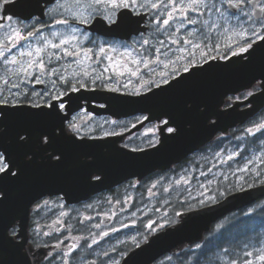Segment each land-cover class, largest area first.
Returning <instances> with one entry per match:
<instances>
[{
  "label": "snow or ice",
  "instance_id": "1",
  "mask_svg": "<svg viewBox=\"0 0 264 264\" xmlns=\"http://www.w3.org/2000/svg\"><path fill=\"white\" fill-rule=\"evenodd\" d=\"M249 7L250 11H245ZM5 12H12L13 15L4 16ZM34 13H41L47 19L34 16ZM190 13L199 15L192 18ZM205 13L209 14V19L212 13H216L219 20L209 24V20L200 19ZM233 18L237 22L236 26L225 27ZM4 19L8 21V25L3 36H0V121H6L14 115H26L41 119L51 118L57 122L51 130L45 129L38 133L36 151L26 152L23 160L17 158L10 146L11 141L0 143V180L7 181L22 179L28 164L34 158L50 159L51 162L60 164L63 152L49 147L57 141L64 140L73 145L104 144L106 137L122 135L115 128L111 131L104 128V125L117 126L118 121L94 123L92 113L84 108L82 102L87 103L98 98V89L113 93L100 97L107 101L108 106H113L114 101L133 97V100H146L177 88L211 69L248 68L255 63L259 53H264V0H0V29L5 28L2 23ZM219 21H223V24ZM186 24L200 25L199 29L192 28L187 31L188 37L194 38L199 32L206 41L209 39L207 33L216 29L223 31L226 42L222 45L218 42L177 39V33L184 30ZM57 25L64 26V29L56 30L54 26ZM89 29L101 33L103 39H93ZM161 33L167 41L178 47L173 50L166 40H155L154 37ZM116 36L127 39L117 42L113 39ZM34 37H39L38 42L35 45L31 42L26 45L25 42ZM85 41L91 47H85ZM181 44L187 47L179 46ZM118 48L123 51H118ZM153 49L157 66L160 67L159 72L155 68H149L151 60L147 57L137 58L133 55ZM169 53L172 54L171 57ZM97 54L100 56V63L92 67ZM161 56L166 59L161 60ZM65 57L73 59L60 65L58 62ZM215 60L227 63H209ZM103 61L107 63L103 64ZM141 63L148 69L147 74L141 73ZM108 73L111 74L107 75ZM124 78H127L126 82H122ZM258 78L260 83L255 84ZM248 82L253 87L264 90V70L249 76ZM37 85L42 87H35ZM85 92L90 95L86 96ZM253 95V92H247V96ZM105 106L98 105L100 108ZM191 108L192 104L188 103L186 110ZM141 111L150 114L137 117V122L147 121L151 124L146 133L149 136L146 143L153 150H159L157 146L163 148L166 141L175 140L184 130L186 122L170 110L142 108ZM199 111L205 113L207 107L201 105ZM211 115L213 113L205 116V123L214 124L209 119ZM3 131L4 127L0 126V132ZM97 131L100 135L95 134ZM246 132L253 136L257 132L264 135V122L253 125ZM35 135L31 128H22L15 142L20 146L31 145ZM123 148H128V145H123ZM118 150L123 155H128L127 152ZM130 151L143 153L144 149L132 148ZM235 155L238 153H232L227 159L231 160ZM257 159L264 165L262 154L249 159L237 171L252 173L260 178L259 183L264 184V172L249 167ZM86 161L92 165L87 180L90 183H102L105 179L104 170L95 166L93 156H87ZM227 179L225 175L224 180ZM237 181V185L229 184L226 188L217 184L213 189L210 187L213 183L211 180L207 182V186L200 185L203 191L198 193L199 198L192 197L189 193L187 198L180 200L179 209L174 210L171 217L165 211L156 219L149 218L147 223L141 222V228L135 234L118 240L116 247L96 253L102 258L100 264H131L132 259L144 252L151 241L159 239L161 233L167 234L169 229L182 228L188 213L194 214L198 209L216 203L234 188L243 190L242 184L247 183L245 177L237 176ZM181 182L189 183L183 176L174 183L179 185ZM138 183L139 181H135L132 186ZM51 191V188L38 190L29 200L26 214L5 225V246L20 254V259L15 264H72L73 254L81 247L92 249L93 245L99 243L100 237H107L109 232L118 231L110 228L98 234L90 232L91 243L84 236L70 237L74 242L68 245L63 240H58L55 247L60 248L59 253L53 255L48 252L41 255L38 249L42 245L35 243V240L31 243L28 240V206ZM55 191L60 193L57 200H63V196L69 194L63 188H56ZM164 191L167 192L168 188ZM6 198V190H0V202ZM48 203L47 199L43 200L44 205ZM164 203L168 204V200ZM40 207L41 204L35 205V209ZM135 215L133 212L132 216ZM131 223L136 224V220L133 219ZM93 227L99 229L101 226L95 224ZM121 227L128 225L122 224ZM56 231L59 232L60 229L56 228ZM33 232H39L38 225ZM80 241H84V244L81 245ZM120 245L125 247L121 248ZM200 247V244L196 245L197 249ZM224 255H230L228 249L224 250ZM244 256L246 258L242 260L229 259L227 264H264V245L255 251L245 252ZM0 261L9 264L3 252H0ZM81 264L85 262L82 260ZM87 264L96 262L90 261ZM193 264H198V259Z\"/></svg>",
  "mask_w": 264,
  "mask_h": 264
},
{
  "label": "water",
  "instance_id": "2",
  "mask_svg": "<svg viewBox=\"0 0 264 264\" xmlns=\"http://www.w3.org/2000/svg\"><path fill=\"white\" fill-rule=\"evenodd\" d=\"M209 63L224 65L227 62L215 60ZM261 70H264V53H259L255 63L248 68L211 69L177 88L146 100H133V97V99L114 101L113 106H108L107 101L100 97L113 95V93L105 94L103 91H97L98 98L84 105L94 113H109L121 117L137 112L148 113L141 111L142 108L154 110L163 108L174 112L186 122L184 130L175 140L166 141L163 148L157 146L159 150H153L146 147L143 148V153L131 152L132 148L125 149L118 145V137L105 138L104 144L73 145L60 140L50 145L49 147L54 150L63 152L60 164L53 163L50 159L34 158L28 164L22 179L0 180V190H6L7 197L6 200L0 202V252L6 254L11 250L5 246V225L26 214L29 200L38 190L51 188L50 194H58L55 189L63 188L69 193L63 196L68 202L86 199L92 193L116 185L129 177H142L157 168L166 169L205 144L218 131H227L244 122L264 105V90L259 89L254 92L253 96L236 101L226 108L221 109L220 105L226 95L249 87L251 85L248 82L249 76ZM85 95H90V93L85 92ZM93 102H104L106 106L100 108ZM188 103L192 104L191 110H186ZM243 104H249V106L243 107ZM201 105L207 107L205 113L199 111ZM211 113H213L211 116L214 117V124L205 123V116ZM56 123L51 118L41 119L14 115L6 121H0V126L4 127V131L0 132V143L5 142V136H7L17 158L23 160L24 154L32 150L21 151L17 148L15 140L18 132L25 127L31 128L36 134L33 139L34 143L41 130H51ZM118 149L127 152L128 155H123ZM89 155L94 157L95 166L102 168L105 172V179L102 183H90L87 180V175L92 168V165L86 161ZM262 196H264V184H257L230 192L216 203L198 209L194 214L188 213L186 223L182 228L169 229L167 234L161 233L160 238L151 241L150 246L144 252L132 259L131 264H151L155 259L182 243L201 240L203 234L210 230L213 222L231 211L253 203ZM136 251L139 252L138 249ZM6 258L9 264H15L17 261L11 260V256H6ZM0 264L3 262L0 261Z\"/></svg>",
  "mask_w": 264,
  "mask_h": 264
},
{
  "label": "rangeland",
  "instance_id": "3",
  "mask_svg": "<svg viewBox=\"0 0 264 264\" xmlns=\"http://www.w3.org/2000/svg\"><path fill=\"white\" fill-rule=\"evenodd\" d=\"M198 15V13H190V16L192 18H196ZM206 16L207 17L205 19L209 20V24H211L213 21L219 20V17L216 13L211 14V19H209V14L206 13ZM236 24L237 22L235 18H233L228 25H225V27L236 26ZM199 27L200 25L186 24L185 29L181 30L180 33H177L176 38H191L194 39V42L204 41V36L201 35L199 32H197L194 38L188 37L186 34L187 31H191L192 28L199 29ZM62 29H64V26H62V28L60 25L56 26V30ZM213 33L215 36H217V38L220 35V39H223L226 42V37L223 34L222 30L214 29ZM45 34H47V32ZM38 39L39 37L29 38V41H26L25 43L27 45V43L31 42L33 45H35L38 42ZM166 43H168L169 46L171 45L170 41H166ZM84 46L91 47V45H89L87 41L84 42ZM179 46L187 47V45L184 44H181ZM177 47L178 46H171L173 50ZM152 51H154V49ZM97 55L95 56V62L92 63V67H96V64L100 63V56ZM133 55L137 58L145 57L144 53L140 55L133 53ZM170 55L172 54H169V56ZM72 59L73 58L71 57H65L64 60L59 61L58 63L60 65H64ZM165 59V57L161 56V60ZM106 63L107 61H103V64ZM103 64H101V66H103ZM142 64L143 63H141L140 68ZM156 70L157 72H159L160 67H158ZM141 73L147 74V72L142 71ZM110 74L111 73H108L107 75ZM126 79L127 78H124L122 82H126ZM133 80L135 81V78H133ZM263 115L264 113L262 112L259 117L264 119ZM106 120H115L119 122L117 126L104 125L105 130L111 131L113 128H115L117 132L126 130L127 128H131V126L135 123V120H133L132 118L118 120L112 117L95 118L94 116H92V122L94 123H103V121ZM129 122L130 124L128 127H120L122 124ZM249 123V125L242 126L241 124H239L228 131L219 132L215 137H213V139L201 146L198 150L190 153L187 160L189 164H180L179 162L173 164L167 169L155 170L144 177H135L134 179L129 180L124 184H121L120 187H117L116 189L111 190L109 192H105L104 194H106L108 198L112 199V196H115V198L112 200H116V203L117 201H120V203H118V206H123V214L121 215V221L119 224H116V226L121 227V225L123 224L128 225V227H123L122 236L119 240L125 239L128 235L135 234V231L141 228V222L147 223V220L149 218L156 219L158 216L163 215L165 211H167L168 216L171 217L173 215V211L179 209V207L173 209L170 207V205H168L171 200L180 202L181 199L187 198L189 193L192 197L199 198L198 193L200 191H203V188H201L200 185L207 186V182L209 180L213 181L210 187L214 189L217 187V184L224 183L225 175H227L228 177L227 180H231V183L235 185L239 183L237 181V176L245 177V175H253L252 173L237 171V169L243 168L249 159H253L254 157H259L264 154V135L257 136V133H255V136H257L256 141L249 144L247 151L243 150L244 145H241L243 137L246 136V138H248L249 136H253L252 134L247 133L246 129L253 127V125L255 124H258L256 121ZM147 130L148 128H139L135 131L133 130L130 134H134V138H131L130 135L123 142H120V144H127L129 148L147 147L146 141L149 139V136L146 135ZM97 134L100 135L99 132ZM234 152L238 153V155H235L231 160H228L227 157L232 155V153ZM249 167L258 168L260 171L264 172V165H261L258 159L255 160L253 164L249 165ZM181 176L185 177V179H187L189 183L184 184L183 182H181L179 185L175 184L174 182L176 180H179ZM135 181H139V183L135 184V186L133 187L132 185ZM246 181L247 183L249 181L250 183H253V181L251 180ZM153 184H155L156 186L152 187ZM150 188L151 192H149ZM165 188H168L167 192L164 191ZM165 200H168V204L164 203ZM110 205L109 208L106 206L101 211L95 213L94 221H98V215L100 213L109 212L111 210ZM118 211H121V209H117V212ZM133 212L136 213L135 217L132 216ZM133 219L136 220V224L134 225L131 223ZM262 245H264V241L258 245L248 247L245 252L250 250L255 251L256 248ZM169 258L170 256L169 254H167L164 257L152 262L151 264H158L162 261L168 260ZM228 260L229 259L226 257H221L222 262L216 264H227Z\"/></svg>",
  "mask_w": 264,
  "mask_h": 264
},
{
  "label": "flooded vegetation",
  "instance_id": "4",
  "mask_svg": "<svg viewBox=\"0 0 264 264\" xmlns=\"http://www.w3.org/2000/svg\"><path fill=\"white\" fill-rule=\"evenodd\" d=\"M165 2H166V0H165ZM245 10H250V7L246 8ZM10 15H13V13L12 12H5L4 13V16H10ZM33 15L41 17L44 20L47 19L46 17H42L41 13H34ZM206 17L207 16L205 13V15L201 17V19L203 20ZM2 23L5 25V28L0 29V36H3L4 32L7 30L8 21L6 19H4L2 21ZM220 23L223 24V21H220ZM54 27L56 29V26H54ZM37 28H39V25H37ZM89 31L91 32L93 39H103L101 33L92 32L91 29H89ZM207 35H208V33H207ZM208 37H209V39L206 41L204 39V42H208V43L218 42L222 45L225 43V40L220 39V35L218 36V38H217V36L214 35L213 30L211 31V33H209ZM113 39L118 42L120 40H124L127 38L123 37V36H116ZM154 39L157 41L158 40H166V37L164 34L161 33V34H157L154 37ZM189 39H191V38H189ZM171 46H177V45L171 44L170 47ZM122 50H123L122 48H118V51H122ZM144 54H145V57H147V59L151 60V64L149 65V68H155V70H156L158 68V66H157V62L155 60L154 51L151 50L149 52H144ZM169 54H171V53H169ZM212 54L215 55V52H213ZM97 56H99V55H97ZM54 64H56V63L54 62ZM140 70L142 72H148V69H146L144 67V64H142ZM254 83L259 84L260 81L257 80ZM35 87L39 88L42 86L37 85ZM259 89L260 88H258V87H253V85L251 84L249 87L244 88L235 94H228L223 98V102L220 105V108L223 109V108H226L227 106L231 105L232 103H234L236 101L244 100L248 97L247 92L251 91L254 93V92L258 91ZM98 91H103V90L98 89ZM103 92L105 94H107L106 91H103ZM237 97H239V99H237ZM93 103H94V105H97V106L99 104H105L104 102H93ZM82 104H83V106L85 105L84 102H82ZM242 106L247 107V106H249V104H243ZM84 108H86V107L84 106ZM86 110L88 112H91L92 116H94L95 118L96 117L97 118H99V117H112V118H115L118 120L127 119V118H132L133 120H135V123L133 124V125H135V127H133V125H132L131 128H127L126 130L120 131V133H122V135L106 137V138L118 137L117 143L119 145H122V144H120V142H123L130 135H131L130 136L131 138H134V134H130L133 130L135 131L139 128L151 127V124L147 121H144L143 123L137 122V117H140L142 115H148V113H145V112H137V113L129 115V116L117 117V116L111 115L109 113L95 114L92 111H89L87 108H86ZM262 112L264 113V105L261 106L253 115L248 117L241 125L242 126L243 125H249L250 124L249 122H253V121H256L257 123L264 122V119L259 117V115ZM263 117H264V115H263ZM209 119H210V121H213L214 117L210 116ZM152 122L155 123V121H152ZM129 124H130V122L122 124L120 127L121 128L122 127H128ZM98 132L99 131H97L95 134L98 135L97 134ZM218 133H216V135ZM257 136H261V133L257 132ZM5 141H8L7 136H5ZM37 143H38V139L33 143L32 146H29V145H27V146L16 145V146L21 151H28V150L36 151ZM249 144H251V143H248L246 136H244L242 139V143H241L242 146L244 145L243 150L247 151ZM147 147H148V145H147ZM189 155H187L186 157L181 159V161H179L180 164L188 163L187 160H188ZM179 162H177V163H179ZM134 178L135 177H131V178L126 179L125 181H123L117 185H114V186L109 187L107 189H102V190L97 191L95 193H92L87 199H82L79 201L68 202L64 199V197H63V200H57L56 197H57V195H60V194H45L43 197H40L39 199L34 200L29 206L28 216H27V229H28L27 236H28L29 242L31 243V242H33V240H35V243L42 245V247H40L38 249V251L41 255L46 254L48 252H51V253H53V255H55L56 253L60 252V248L55 247L58 240H63L64 244L68 245V244H71L72 242H74L70 237L84 236V237L88 238L87 242L91 243V237L89 236L90 232L93 234H98L102 231H108L110 228H116V229H118V231L109 232V235L107 237H100L99 243L97 245H93L92 249H87L85 247H81L72 256V264H81L82 260L85 262V264H87V262H90V261H95L96 264H100V261L102 258L97 256L96 253L107 251L111 247H116L117 241L121 238L122 231H123V227L116 226V224H119L121 221V215L123 214V211H122L123 206H118V203H116V200H112L115 198V196H112V199H111V198H108V196L104 193L109 192L111 190H114L117 187H120L121 184H124L125 182L132 180ZM45 199H47L49 201V203L47 205L43 204V200H45ZM169 203H171V207L174 205H179V201L171 200ZM36 204H41V207L39 209H35ZM89 205L91 207H89ZM109 205L111 206V210L107 213H100L98 215L99 216L98 221H94V214L101 211L106 206L109 208ZM117 209H121V211L117 212ZM61 213H67V215H61ZM13 220H11V221H13ZM95 224H100L101 227L99 229H96L93 227V225H95ZM37 225L39 226V232L35 233V232H33V229H35L37 227ZM56 228H59L60 231L57 232ZM46 232L49 233V235H44V233H46ZM80 244L83 245L84 241H80ZM120 247L123 248L125 246L120 245ZM33 250L36 251V249H33ZM110 255H114V254L110 253ZM5 256H11L12 257L11 260L20 259V254L12 248H11V250L6 252Z\"/></svg>",
  "mask_w": 264,
  "mask_h": 264
},
{
  "label": "trees",
  "instance_id": "5",
  "mask_svg": "<svg viewBox=\"0 0 264 264\" xmlns=\"http://www.w3.org/2000/svg\"><path fill=\"white\" fill-rule=\"evenodd\" d=\"M257 136H249L248 143L256 141ZM245 180H251L242 184V188L249 184L259 183V177L245 175ZM231 180H224L219 186L226 188ZM240 188H234L233 191ZM232 192V191H231ZM220 199V198H219ZM264 241V196L258 198L252 204L227 213L222 218L212 223L210 230L203 234L199 241L180 245L172 252L170 258L158 264H216L221 263V257L228 259H244V252L248 247L258 245ZM200 244L199 249L196 245ZM228 249L230 255L225 256L224 250ZM167 255V254H165Z\"/></svg>",
  "mask_w": 264,
  "mask_h": 264
},
{
  "label": "bare ground",
  "instance_id": "6",
  "mask_svg": "<svg viewBox=\"0 0 264 264\" xmlns=\"http://www.w3.org/2000/svg\"><path fill=\"white\" fill-rule=\"evenodd\" d=\"M61 28H62V26H61Z\"/></svg>",
  "mask_w": 264,
  "mask_h": 264
}]
</instances>
